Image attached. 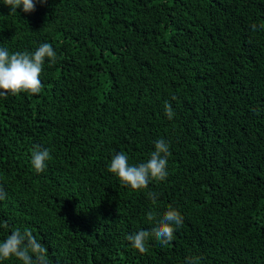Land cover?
Here are the masks:
<instances>
[{
    "label": "trees",
    "instance_id": "1",
    "mask_svg": "<svg viewBox=\"0 0 264 264\" xmlns=\"http://www.w3.org/2000/svg\"><path fill=\"white\" fill-rule=\"evenodd\" d=\"M261 24L264 0H47L31 13L0 0V47L57 54L39 94L0 97V239L30 229L47 264H264ZM161 138L164 181L133 190L108 171ZM35 145L51 155L39 174ZM168 205L183 225L141 254L126 236Z\"/></svg>",
    "mask_w": 264,
    "mask_h": 264
},
{
    "label": "clouds",
    "instance_id": "2",
    "mask_svg": "<svg viewBox=\"0 0 264 264\" xmlns=\"http://www.w3.org/2000/svg\"><path fill=\"white\" fill-rule=\"evenodd\" d=\"M3 2L11 8V13H16V9L21 5L25 13H31L35 11L36 3L44 4L47 0H35V2L34 0H3ZM259 27L264 29V24ZM252 29L256 31L257 25L253 24ZM46 58L51 63H55L57 58L53 46L47 42L40 44L32 52L10 53L7 48L0 47V97L7 98L9 94L15 96L20 93L39 94L43 88L40 77ZM164 109L165 115L171 120L175 112L168 101L165 102ZM170 155L168 142L161 138L154 142V151L145 162L130 165L128 156L124 152H119L112 156L108 171L115 174L123 186L133 190L146 189L150 181H164L167 178ZM50 159L51 155L47 149H42L39 145L33 147L30 163L37 174L45 170L46 162ZM147 196L153 205L157 203V193L149 191ZM5 197L6 193L0 190V199ZM146 219L154 224L151 230L141 229L126 236L132 247L141 254L147 252L146 244L150 237H154L161 246L169 245L174 239V232L183 225L184 220L181 212L172 205H168L162 214L149 211ZM13 257L22 264H47V249L30 229L25 228L21 231L15 228L4 239H0V264ZM185 264H199V258H186Z\"/></svg>",
    "mask_w": 264,
    "mask_h": 264
}]
</instances>
